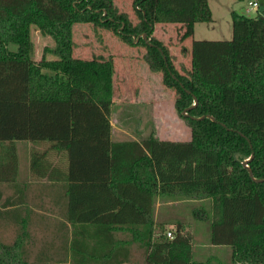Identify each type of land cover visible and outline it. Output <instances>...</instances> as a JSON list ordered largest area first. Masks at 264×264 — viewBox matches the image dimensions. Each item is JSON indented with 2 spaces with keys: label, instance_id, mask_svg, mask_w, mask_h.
Returning <instances> with one entry per match:
<instances>
[{
  "label": "trees",
  "instance_id": "1",
  "mask_svg": "<svg viewBox=\"0 0 264 264\" xmlns=\"http://www.w3.org/2000/svg\"><path fill=\"white\" fill-rule=\"evenodd\" d=\"M134 5L138 21L114 0H0V181L17 177L16 140L46 142L32 151L31 169L38 178L67 180L73 224L143 227L145 264H264V181L253 180L242 163L254 154L249 165L264 178V15L234 10L232 38L195 39L191 68L182 73L153 35L155 24H179L184 37L192 36L197 22L213 21L208 0ZM79 22L113 29L129 42L148 34L146 57L173 88L190 140L113 141L115 64L74 56ZM33 30L55 42L40 60ZM194 96L198 102L185 115ZM207 114L217 121L195 118ZM157 197L210 200L209 241L231 246V259H197L181 221L173 237L164 225L156 233ZM16 247L0 241V264H29Z\"/></svg>",
  "mask_w": 264,
  "mask_h": 264
},
{
  "label": "crops",
  "instance_id": "2",
  "mask_svg": "<svg viewBox=\"0 0 264 264\" xmlns=\"http://www.w3.org/2000/svg\"><path fill=\"white\" fill-rule=\"evenodd\" d=\"M258 2L259 8L256 14L260 12L264 15V0ZM247 7L248 2L245 6L246 10ZM117 94L115 92L111 112L113 141L135 140L143 144V141L151 135L162 140L185 141L173 137L175 134L180 136L186 134L182 125L172 126L178 124L180 120L176 106L175 110L168 114L167 105L172 103L160 101L158 93L153 92L151 96L146 94V104L151 105L154 116L150 108L144 105L141 113L149 112L151 115L149 118L145 117L144 121L139 120L138 116L135 117L136 107L131 105V102H137L136 95L131 92L129 105H125L126 102L119 103ZM17 141H15L19 162L17 177L13 180L0 181L1 243L17 242L16 253L18 256H24L29 264H145L146 249L141 245L143 227L136 228L131 226V223L127 225L92 221L74 224L70 222L67 180L38 178L31 169L32 151L35 148L42 149L47 145L46 142L27 141L18 146ZM184 201L210 203L208 199L172 200L167 197H157L154 214L156 233L164 225L162 222H175L165 217L168 210L165 209L166 206ZM206 217L210 231L208 215ZM185 229L189 230V227L186 226ZM72 240H75L74 246ZM207 247L212 248L214 252L222 253V250H227L228 246H213L209 242ZM209 252L208 250V254Z\"/></svg>",
  "mask_w": 264,
  "mask_h": 264
},
{
  "label": "rangeland",
  "instance_id": "3",
  "mask_svg": "<svg viewBox=\"0 0 264 264\" xmlns=\"http://www.w3.org/2000/svg\"><path fill=\"white\" fill-rule=\"evenodd\" d=\"M248 0H208L209 7L213 16V21L198 22L194 28L192 36L184 37V27L172 23H156L153 35L161 40L168 48L174 61L175 67L182 73H188L191 68V48L195 39H230L233 36L232 12L236 10L239 13L248 16H255L256 11H247L245 6ZM119 9L129 16L132 21H138L139 15L136 12L134 0H114ZM32 39L35 45V57L40 60L46 46L54 47L55 42L50 36L42 35L38 30H33ZM140 38L129 42L124 40L120 34L113 29L102 26H95L92 23H76L74 26V51L76 57L92 58L104 56L113 58L115 64V91L118 93L119 103L126 102L129 105L131 92L136 96L135 103L131 102L136 108L135 117L139 120H145L151 117L149 112L142 114V106L147 105L154 116L151 105L146 104V94L158 93L159 100L171 102L168 106V114L175 110V94L173 88L164 81L163 71L154 70L146 57L147 42H140ZM47 58H55L48 52ZM120 98H119V96ZM117 103V106L119 105ZM153 106H156L152 104ZM113 110V106H112ZM145 113V112H144ZM179 116V115H178ZM179 123L172 126L185 127L186 134H175L174 138L188 140L191 137V130L186 120L179 116ZM137 120V118H136ZM148 125V123H147ZM181 127V126H180ZM168 132V130H165ZM30 140H18V146ZM171 203L166 206L167 213L165 217L175 222L164 224V228L176 231L177 222L181 221L189 227L193 237V248L197 259L207 260L208 257L220 258L221 260H230L232 247L227 245V250L214 252L208 248L210 232L208 230L207 215L209 214L210 203ZM205 217H202L204 216ZM207 244V246H205ZM208 250L210 251L208 254ZM231 250V251H230ZM221 254V255H220Z\"/></svg>",
  "mask_w": 264,
  "mask_h": 264
},
{
  "label": "water",
  "instance_id": "4",
  "mask_svg": "<svg viewBox=\"0 0 264 264\" xmlns=\"http://www.w3.org/2000/svg\"><path fill=\"white\" fill-rule=\"evenodd\" d=\"M141 36L143 37V39H144L148 44H151V45L153 44V43L150 42L149 37H148V34H147L146 32H144ZM141 36L136 37V39H139ZM165 58H166V57H165ZM188 92H190V91H188ZM197 102H198V98H197L196 96H194V103H193L192 105H190L189 107L185 108V110L183 111V113H184L185 115H188V111H189L192 107H194V106L197 104ZM204 117H209L210 119L217 121V119H216L212 114L202 115V116L195 117V118H197V119H203ZM238 154H239V153H237L235 156L237 157ZM253 156H254V154H251V156H250V157H247L246 159H244V160L242 161V163H243V165L248 169L249 174H250V176H251V178H252L253 180H255V181H257V182H263V181H264V178H257V177H255V176H254V173H253V170H252V168H251L250 165H249V162L251 161V159L253 158Z\"/></svg>",
  "mask_w": 264,
  "mask_h": 264
},
{
  "label": "built area",
  "instance_id": "5",
  "mask_svg": "<svg viewBox=\"0 0 264 264\" xmlns=\"http://www.w3.org/2000/svg\"><path fill=\"white\" fill-rule=\"evenodd\" d=\"M259 8V2L258 0H249L248 1V7H247V11H256ZM167 236L169 237H173L174 236V232L172 231V229H169L166 231Z\"/></svg>",
  "mask_w": 264,
  "mask_h": 264
}]
</instances>
